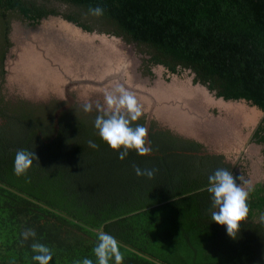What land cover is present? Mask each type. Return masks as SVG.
<instances>
[{"label": "trees", "instance_id": "trees-1", "mask_svg": "<svg viewBox=\"0 0 264 264\" xmlns=\"http://www.w3.org/2000/svg\"><path fill=\"white\" fill-rule=\"evenodd\" d=\"M52 2L89 15H62L85 32L142 48L148 68L177 77L189 72L215 98L244 101L264 114V0H0L1 74L10 47L6 14L16 12L36 26L59 15ZM97 6L102 16L89 13ZM97 115L63 113L53 127L51 118L35 119L21 109L14 129L0 126V264H38L33 243L52 250L50 264L85 258L97 264L100 231L119 242L122 264H264V180L254 185L248 218L233 239L212 220L218 209L207 191L217 169L230 172L222 157L199 156L201 145L169 132L151 134V126V154L130 150L120 160L100 138ZM8 116L0 99V118ZM250 142L264 147V116ZM18 150L38 158L26 176L14 172ZM135 167L156 171L149 179ZM27 229L36 237L25 241Z\"/></svg>", "mask_w": 264, "mask_h": 264}, {"label": "rangeland", "instance_id": "rangeland-1", "mask_svg": "<svg viewBox=\"0 0 264 264\" xmlns=\"http://www.w3.org/2000/svg\"><path fill=\"white\" fill-rule=\"evenodd\" d=\"M50 6L59 15L43 19L47 23L63 25L58 18L64 20L62 15L73 12L85 17L83 20L90 18L59 2H52ZM5 21L10 47L3 64L6 73H0V99L2 105L7 106L9 116L6 120L0 118V126L14 129L13 118L21 109L33 113L35 119L51 118L53 127L63 113L95 117L98 113L95 107L86 113L83 104L96 101L104 104L105 92L119 82L142 105L143 115L138 121L150 120L153 130H170L181 139L201 142L204 149L199 156L222 157L230 172L238 177L244 175L253 186L264 180V147L250 142L261 119V114L253 107L242 102L222 103L204 87L194 84L189 72L173 78L161 67L148 68L143 49L119 38L96 31L78 33L71 28L45 40L34 28L39 23L31 26L16 12L7 13ZM28 46H37V54L50 60L51 74L57 81L46 86L38 80L35 71L27 74L25 69L33 72L30 66H25L32 63ZM81 55L99 57L101 67L96 69L99 74L94 70L87 73L73 69ZM170 91L175 101L164 94ZM76 109L78 112H74Z\"/></svg>", "mask_w": 264, "mask_h": 264}, {"label": "clouds", "instance_id": "clouds-1", "mask_svg": "<svg viewBox=\"0 0 264 264\" xmlns=\"http://www.w3.org/2000/svg\"><path fill=\"white\" fill-rule=\"evenodd\" d=\"M89 13L94 16H102L103 9L99 6L90 8ZM93 107L100 115H97L94 126L99 132L100 138L108 146L119 153V159L124 160L130 150H135L140 156L151 154L148 146L147 128L137 124L133 127V122L143 115L142 105L137 97L129 91L123 84L117 82L104 94V104L99 101L85 102L83 111L89 113ZM89 147H98L89 141ZM122 149V150H121ZM38 158L34 152L18 150L14 159V172L17 176H26L28 170L33 165V160ZM137 176H147L153 178L155 169L134 168ZM241 184L237 185L236 181ZM209 187L207 191L213 196V207L218 209L212 212V220L219 225L226 226L229 237L235 239L240 231V224L246 221L249 215L247 201L254 186L251 181L246 180L244 175L234 177L231 172L225 169H217L214 174L208 177ZM260 220L264 222V214ZM23 240L29 237L35 238L36 232L27 229L22 233ZM35 255L32 257L38 264H50L53 259L52 250L40 243L31 245ZM97 259V264H109L110 260L115 264H122L124 256L121 254L119 242L112 235L100 231L98 233V244L93 249ZM82 264H93L91 259L85 258Z\"/></svg>", "mask_w": 264, "mask_h": 264}, {"label": "water", "instance_id": "water-1", "mask_svg": "<svg viewBox=\"0 0 264 264\" xmlns=\"http://www.w3.org/2000/svg\"><path fill=\"white\" fill-rule=\"evenodd\" d=\"M48 17L50 18L51 16H48ZM58 19L63 23V25H60V22L59 23L56 22L57 25L54 23H52V24L47 23L46 21L44 22L42 19L40 21L39 25H37L34 28H36V30L37 29L39 30L40 36H42L43 38H46L45 40H48L50 37H55V35L59 34L60 31L65 30V29L69 31L71 28H73V29H76L78 31V33H81L82 31L85 32L80 27H78V26L76 27L75 24L73 25L72 23H70L66 20H62L61 18H58ZM58 24L60 25L59 27H58ZM86 33H88V32H86ZM46 42L47 41H44V43H46ZM40 44H41V42H40ZM36 47H32V48L30 46L27 47L28 49L31 48L30 51L28 52V54L30 56V59L32 60V63H29V64L24 63L25 66H27V65L30 66L33 69V72L29 73L30 72L29 70H27L25 68H23V69H25L27 71L28 75L34 74V71H35V75H37L39 77L38 80L40 82H42L44 85L49 86L50 82L57 81L55 76H53L51 74L52 64H51L49 59L45 58L44 56H39V54H37V51L35 50ZM79 60H80V62L77 66L80 67V69L77 71L85 70L87 73H89V71L94 70L95 74H99L96 72L97 67H101V65H100L101 61H100L99 57L98 58L83 57L81 55V59H79ZM4 69H5V67H4ZM171 77L175 78L177 76L171 75ZM34 81L36 82V79H34ZM220 101L222 102V100H220ZM240 102L246 104L244 101H240ZM254 109L256 111H258L256 108H254ZM258 113L261 114V119H262L264 114L261 113L260 111H258Z\"/></svg>", "mask_w": 264, "mask_h": 264}, {"label": "crops", "instance_id": "crops-1", "mask_svg": "<svg viewBox=\"0 0 264 264\" xmlns=\"http://www.w3.org/2000/svg\"><path fill=\"white\" fill-rule=\"evenodd\" d=\"M151 122L152 121H150V120H146L145 119V123H144V127H146L147 128V131H148V135L150 134V128H151ZM159 130H153V132L151 133V134H154L155 132H158ZM162 132H164V131H162ZM166 132H169L170 134H172L173 136H175V137H179V136H177V135H174L173 133H171V131L170 130H168V131H166ZM187 140V139H186ZM147 141H148V136H147ZM195 143H197V144H199V145H201V147H203L202 146V144H201V142H199V141H195ZM229 143V142H228ZM148 146H149V142H148ZM204 148V147H203Z\"/></svg>", "mask_w": 264, "mask_h": 264}, {"label": "bare ground", "instance_id": "bare-ground-1", "mask_svg": "<svg viewBox=\"0 0 264 264\" xmlns=\"http://www.w3.org/2000/svg\"><path fill=\"white\" fill-rule=\"evenodd\" d=\"M70 67H71V66H70ZM73 69H74L75 71H77V70L80 69V67H78V66H74ZM73 69L71 68V70H73ZM164 94H167V96H170L169 99H172V100L175 101L176 98L173 97V92H172V91H170V93H164Z\"/></svg>", "mask_w": 264, "mask_h": 264}, {"label": "flooded vegetation", "instance_id": "flooded-vegetation-1", "mask_svg": "<svg viewBox=\"0 0 264 264\" xmlns=\"http://www.w3.org/2000/svg\"><path fill=\"white\" fill-rule=\"evenodd\" d=\"M5 70V69H4ZM6 72H4V74H5Z\"/></svg>", "mask_w": 264, "mask_h": 264}]
</instances>
